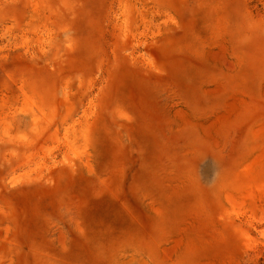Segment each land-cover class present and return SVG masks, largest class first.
Wrapping results in <instances>:
<instances>
[{"label":"rangeland","instance_id":"rangeland-1","mask_svg":"<svg viewBox=\"0 0 264 264\" xmlns=\"http://www.w3.org/2000/svg\"><path fill=\"white\" fill-rule=\"evenodd\" d=\"M0 264H264V0H0Z\"/></svg>","mask_w":264,"mask_h":264}]
</instances>
